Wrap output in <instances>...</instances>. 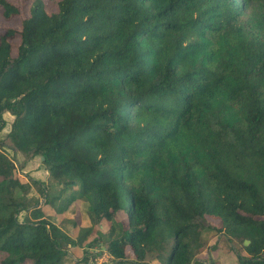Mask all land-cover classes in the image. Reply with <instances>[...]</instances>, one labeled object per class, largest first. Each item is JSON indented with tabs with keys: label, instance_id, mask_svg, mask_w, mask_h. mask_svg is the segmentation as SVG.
Here are the masks:
<instances>
[{
	"label": "trees",
	"instance_id": "1",
	"mask_svg": "<svg viewBox=\"0 0 264 264\" xmlns=\"http://www.w3.org/2000/svg\"><path fill=\"white\" fill-rule=\"evenodd\" d=\"M21 2L0 33V264H64L72 246L204 264L218 235L264 264V0ZM37 156L45 180L23 173ZM76 199L91 225L73 238L43 206Z\"/></svg>",
	"mask_w": 264,
	"mask_h": 264
},
{
	"label": "rangeland",
	"instance_id": "2",
	"mask_svg": "<svg viewBox=\"0 0 264 264\" xmlns=\"http://www.w3.org/2000/svg\"><path fill=\"white\" fill-rule=\"evenodd\" d=\"M14 4H17L20 7L21 13L19 16L13 17L11 20H6L2 15V8L0 7V33L4 31L7 27H12L16 29L21 28V20L23 17L29 15V4H24L21 0H9ZM57 1L58 0H44L46 5V10L48 12L57 10ZM18 42V39H15ZM4 119L6 121V127L0 132L2 137H5L10 130L11 123L13 121V116L6 112L4 113ZM10 156H13V151L8 150ZM18 160L23 161L24 157L19 154ZM23 173L35 177L37 179L45 180L47 176V171L42 165L40 157H35L28 161L23 168ZM31 194L35 195L38 198H42L38 192L32 190ZM46 215L51 218V220L57 224H60L63 230L68 233L73 238L76 237L79 228L88 227L91 225L89 214L87 211V204L81 199H76L64 212H56V207L50 208L47 205L43 206ZM123 216H120V219ZM85 249V246H72L70 248L73 257H66L64 264H105L109 263V258L105 252L103 255H99L100 250L104 251L102 248H88V254H94L95 259H89L88 261H82ZM129 250V249H128ZM242 255L247 256L246 251L241 252ZM4 256L0 252V259ZM81 261H80V260ZM198 259H201L204 264H240L238 257L235 252L231 249L228 240L225 236H214L212 237L206 248H203L198 255ZM76 260V261H75ZM150 264H159L158 261L152 260L149 261Z\"/></svg>",
	"mask_w": 264,
	"mask_h": 264
}]
</instances>
